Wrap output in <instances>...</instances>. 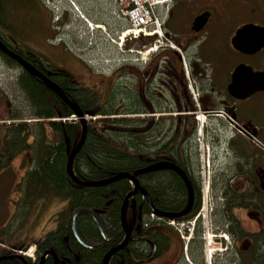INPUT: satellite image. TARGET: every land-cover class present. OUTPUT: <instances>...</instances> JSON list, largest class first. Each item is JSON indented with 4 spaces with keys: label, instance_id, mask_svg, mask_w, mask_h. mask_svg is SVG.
Returning a JSON list of instances; mask_svg holds the SVG:
<instances>
[{
    "label": "flooded vegetation",
    "instance_id": "flooded-vegetation-1",
    "mask_svg": "<svg viewBox=\"0 0 264 264\" xmlns=\"http://www.w3.org/2000/svg\"><path fill=\"white\" fill-rule=\"evenodd\" d=\"M163 9L161 37L134 41L131 61L112 65L97 79L68 48L53 43L58 33L41 22V10L34 7L30 19L38 41L33 45L21 39L28 37L14 26L12 7L3 9L0 2L3 43L67 97L87 94L95 108L84 112L93 114L97 125L113 119L118 124L111 130L134 135L136 161L131 181L100 186L108 190L102 201L74 208L63 228L56 223L31 241L0 230V264H264V0H164ZM15 70L21 86L31 79L25 69ZM106 81L109 89L102 85ZM22 93L28 96L24 87ZM53 113L58 119L71 116ZM196 117L207 145L203 161L194 139ZM22 158L26 180L39 166ZM203 181L211 196L210 221L205 227L198 219L191 228ZM115 183L129 187L120 209L135 190L127 202L130 236L105 263L106 254L124 241V234L111 241L104 227L116 205ZM77 208L92 210L102 230L88 214L78 215L73 225ZM169 214L184 221L182 237L168 225Z\"/></svg>",
    "mask_w": 264,
    "mask_h": 264
},
{
    "label": "rangeland",
    "instance_id": "rangeland-1",
    "mask_svg": "<svg viewBox=\"0 0 264 264\" xmlns=\"http://www.w3.org/2000/svg\"><path fill=\"white\" fill-rule=\"evenodd\" d=\"M0 2L3 9L5 6L12 7L16 13L14 26L19 31L22 30L28 37L21 39L30 40L29 42L33 45L38 44V41L35 40L34 31L29 30L33 28L30 19L34 7H36V11L41 10L39 13L41 22H48L53 32L58 33L53 43H59L62 47L68 48L76 55L77 59L94 72L93 75L97 79H101L103 74L108 73L112 65L131 61L124 46L122 45L121 50H119L118 44L121 41L118 37H122L120 32L126 21L118 20L112 15L113 6L110 0H0ZM46 10L48 11L47 14ZM77 11H80L87 21L81 18ZM61 13H63L61 16L63 20L59 26ZM135 44L137 43L128 42V47L133 48ZM158 44L156 42V45ZM14 71L16 72L15 67L8 65L0 57V95L4 99L0 102V230L9 232L11 238L21 237V239L31 241L33 238L31 236H37L40 232L49 231L55 227L54 213L61 209L62 205L59 202L55 203L56 199L53 201L51 199L44 200L35 204V199L30 202L25 200L21 202L19 198L21 193H23L21 196H24L25 193L22 189L24 183L22 179L26 161L22 157L20 159L19 153L12 156L15 147H8L11 134L6 132L4 123L8 121L10 115L15 113H18L20 117L29 119L26 116L30 114L31 106L27 96L17 88ZM123 82L127 83L128 81ZM102 85L104 87L107 85L105 89H109L111 81L108 84L106 81ZM17 122L11 123L10 127L14 128ZM29 124L28 130L31 135L27 136L26 142L28 146L33 148L34 139L38 137L37 128L34 122L30 121ZM5 139L7 150L4 146ZM3 150L5 152L2 153ZM31 156L32 154L24 155L25 158H31ZM12 159L14 161H9ZM48 192L51 193L49 190Z\"/></svg>",
    "mask_w": 264,
    "mask_h": 264
},
{
    "label": "trees",
    "instance_id": "trees-1",
    "mask_svg": "<svg viewBox=\"0 0 264 264\" xmlns=\"http://www.w3.org/2000/svg\"><path fill=\"white\" fill-rule=\"evenodd\" d=\"M0 57L7 63L15 64L11 58L2 52H0ZM30 78L22 81V86L27 91L31 102V116L35 119L33 122L37 128L38 137L34 139L33 148L28 146L26 139L27 136L31 135L28 130L30 124L27 121L17 122L13 129H10V127L6 129L11 134L9 136V147H15V152L30 149L32 159L39 166V170L35 169L32 172L33 177L27 178L25 182L24 195L27 199L33 200L32 196L39 191V185L41 191H44V187L47 185V189L51 191L50 194L65 197L66 204L58 213L57 219L58 226L63 228L74 208L80 206L91 207L100 203L103 195L108 190L104 187L91 188L78 185L71 181L65 172V165L69 154L80 138V125L74 122L65 123L53 120V117L56 116V113H53L54 109L60 110L65 116L72 114L71 109L50 89L39 84L38 81H34L33 76ZM68 97L76 102L83 111L95 108L93 103H89L91 99L84 92L75 91ZM128 120L123 122L127 123ZM114 121L108 119L107 123L101 125H97L96 121L88 122L85 142L73 161V171L77 178L81 180H99L121 172L132 171L134 162H136L133 154L134 135L131 133L121 134L111 130V125H116ZM24 134L26 135L24 136ZM111 189L115 197H118L115 198L116 205L105 217L104 227L111 241L117 243L123 236L119 225V203L129 187L125 184L118 185L115 183L111 186ZM175 192L179 193L177 189ZM131 214V209L126 210L128 220L131 219ZM126 257L127 255L125 259Z\"/></svg>",
    "mask_w": 264,
    "mask_h": 264
},
{
    "label": "water",
    "instance_id": "water-1",
    "mask_svg": "<svg viewBox=\"0 0 264 264\" xmlns=\"http://www.w3.org/2000/svg\"><path fill=\"white\" fill-rule=\"evenodd\" d=\"M0 51L5 54L6 56L14 59L19 65H21L24 69H26L31 75L37 77L38 79H40L41 81H43L47 87L55 94L57 95L67 106L70 107V109L73 111V113L79 117L80 119V123H81V135L80 138L76 144V146L74 147V149L71 151V153L68 156L67 162H66V173L69 175V177L71 178V180L74 183L80 184V185H86V186H103V185H107L109 183L115 182L117 180L123 179V178H131V175L129 173L123 172V173H119L113 177L110 178H106L100 181H95V182H83L81 180H79L78 178H76V176L73 173V161L76 157V155L78 154V152L80 151L82 145L85 142L86 139V134H87V126H86V120L83 117V112L80 109V107L75 104L74 102H72L61 90L60 88L57 86V84H55L53 81H51L49 78H46L45 76H43L39 71H37L31 64H29L27 61H25L23 58H21L19 55H17L16 53H14L13 51H11L10 49H8L3 42L0 40ZM136 183V181H135ZM135 193V190L128 193L123 202H122V206H121V210H120V222L122 225V228L125 232V239L124 242L116 247H114L113 249H111L105 256L104 258V262L106 263V261L108 260V258L111 256V254H113L118 248H120L123 244L126 243L127 241V237H128V228H127V224H126V220H125V208H126V204L128 199L131 197L132 194ZM81 213H87L89 215H91L94 220L97 222L98 227L101 229V224L98 220V218L95 216V214L88 209H78L76 210L73 215H72V222L74 225L75 222V218L78 214ZM73 232L76 236L77 239L81 240L79 234L76 231V228L74 226L73 228Z\"/></svg>",
    "mask_w": 264,
    "mask_h": 264
},
{
    "label": "built area",
    "instance_id": "built-area-1",
    "mask_svg": "<svg viewBox=\"0 0 264 264\" xmlns=\"http://www.w3.org/2000/svg\"><path fill=\"white\" fill-rule=\"evenodd\" d=\"M159 1L160 0H119V3L121 8L124 9V13L131 21L133 31L137 32L142 30L141 26L150 22L154 6Z\"/></svg>",
    "mask_w": 264,
    "mask_h": 264
},
{
    "label": "bare ground",
    "instance_id": "bare-ground-1",
    "mask_svg": "<svg viewBox=\"0 0 264 264\" xmlns=\"http://www.w3.org/2000/svg\"><path fill=\"white\" fill-rule=\"evenodd\" d=\"M97 26H98V25H97ZM97 26H96V27H97ZM126 35H127V33H125V34L122 35L123 39H124V37H125ZM12 145H13V144H12Z\"/></svg>",
    "mask_w": 264,
    "mask_h": 264
}]
</instances>
